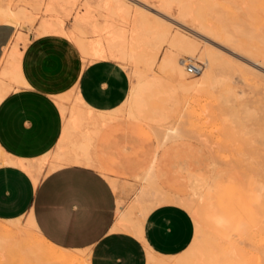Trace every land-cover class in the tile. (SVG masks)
I'll return each mask as SVG.
<instances>
[{
  "label": "crops",
  "instance_id": "1",
  "mask_svg": "<svg viewBox=\"0 0 264 264\" xmlns=\"http://www.w3.org/2000/svg\"><path fill=\"white\" fill-rule=\"evenodd\" d=\"M38 27L41 35L28 34L19 50L21 81L0 98V220L31 215L46 239L86 250L90 264H147L148 254L165 258L184 252L195 231L185 208L163 203L144 215L134 212L140 237L115 230L128 209L130 191L123 180L116 191L104 175V155L114 147L109 126L139 118L142 91L154 77L132 91L123 66L112 60L86 63L71 40L44 33L41 23ZM15 32L14 25L0 22V60ZM70 92L95 112L93 121L73 127L72 119H64L59 101ZM130 170L136 178L148 174L155 180V153ZM201 186L191 180L187 195L171 194L188 196Z\"/></svg>",
  "mask_w": 264,
  "mask_h": 264
},
{
  "label": "bare ground",
  "instance_id": "2",
  "mask_svg": "<svg viewBox=\"0 0 264 264\" xmlns=\"http://www.w3.org/2000/svg\"><path fill=\"white\" fill-rule=\"evenodd\" d=\"M32 1H27L26 5L22 3L24 6L21 4L22 6L14 7L12 0H0V22L14 25L16 32L19 26L30 29L37 22L38 16L36 15L38 14L35 11L44 8V12H41L64 24L66 20H71L74 5L79 2V0ZM127 1L139 7V9H135L132 15L128 11V5L123 0H85L82 3V11L73 16L71 25L67 27V34L68 39L78 47L84 62L89 63L97 60L117 62L128 71L131 77L132 91L139 83L148 78L157 76L171 77L180 90L184 106L187 102L195 104L201 101L202 97H206L214 100V102L216 101L218 105H222L223 110L227 114L235 116L236 109L233 106L238 102L241 95L237 86L239 82L238 74L236 75L235 70L231 66L218 60L217 55L216 57L207 48H202L192 38L174 31L172 28L170 29L168 25L174 21L182 24V26L186 25V28H189L187 25H191L189 29L195 34L193 36H203L207 37V39L208 37H214L221 41L232 43L236 50L250 51L251 53L249 54L255 59L254 62L261 63L264 61V45L261 47L256 46V48L252 47L254 48L252 52L250 45L246 44L244 40H239L241 39L239 38L241 37L239 28H237L238 31H235L234 27V29H231L226 25L217 27L206 24L201 20L199 11L196 10L197 6L194 5V0ZM21 2H24V0ZM149 13L156 18L151 17ZM98 17L102 18V22L99 21ZM165 21L170 23L165 25ZM122 23L126 26L121 25ZM34 29L37 35H41L38 26H35ZM16 32L12 36L11 41L9 40L10 43L4 47L0 60V64L4 62V67L0 70V98H3L2 96L11 90V84H18L21 81L18 62L22 52L17 48L18 43L12 42L14 37L19 38ZM91 35L95 36L94 39H88V36ZM164 44H167L173 50L171 55L161 53V47ZM184 55L191 59L198 56L197 59L202 64V66L198 65L200 72L196 74V78L192 81H186L184 69L187 59L183 57ZM73 93L70 92L63 96L59 101V105L64 119L66 121L72 119V123L75 125L73 127H80L89 123L90 119L93 121L95 112L87 109L82 104L78 94L74 96L75 93ZM71 100H73L71 107H66L64 102ZM186 108L189 109L191 107L187 106ZM193 111L194 109L188 110V113ZM244 112L246 113L247 110H244ZM121 115L132 116V113L121 112ZM111 118L113 117H108V120ZM166 126L164 127L166 130L160 129L165 132V134L161 133L164 134L165 138L172 136L176 132V125L174 126L175 128L171 127L170 124V127ZM179 129L183 131L180 126ZM157 130H155L156 133H158ZM161 137L164 138L162 135ZM212 164L211 162V166H213ZM211 175L213 174L211 173ZM215 176L213 177L215 178ZM105 177L113 188L117 190L118 182L113 178ZM210 178L212 179V177ZM143 180L150 183L148 185H151L152 192L149 187L146 189V191L149 189L147 192L143 189V191H140L141 195H145L144 199L137 196L142 202H137L135 199L136 205L134 204L132 208L130 207L131 209L120 217L123 220L121 219L118 222L119 226L115 227V230L130 231L140 237V224L139 221L133 219L134 212H140L144 215L153 207L163 203H174L185 208L191 214L195 226L193 240L184 252L165 258L148 254L147 264H258L260 256L256 257V254L254 255L251 250L240 247L238 244L240 239H237V241L233 238L234 235H238L241 240H244L243 243L254 244L258 242L253 235V226L254 222L259 219L253 220L256 214L251 219L255 209V202L252 205L249 203L250 200L248 201V204L254 209L249 207L248 204L245 207V204L241 208L234 206L229 214L226 215H211L204 209V201L206 203L210 193L215 191V184L210 182L212 180H208L201 187H193L192 193L184 197L168 193L156 184L154 185L155 180L151 175H145ZM217 181L219 183L220 179ZM144 200L146 201L145 204L143 203ZM257 210L260 211L259 208ZM206 218L210 219L209 225L204 222ZM18 219L0 220V254L7 255L8 259H13V261L18 259L23 263L39 262L40 264H84L88 261L86 250L64 248L46 239L37 230L31 215H28L26 227L17 222ZM255 223L257 224V222ZM261 253L263 258L264 252ZM88 264H90L89 261Z\"/></svg>",
  "mask_w": 264,
  "mask_h": 264
},
{
  "label": "rangeland",
  "instance_id": "3",
  "mask_svg": "<svg viewBox=\"0 0 264 264\" xmlns=\"http://www.w3.org/2000/svg\"><path fill=\"white\" fill-rule=\"evenodd\" d=\"M21 1L12 0V5L14 7L22 6L32 0H24L25 3ZM84 1L79 0L74 5L71 20L75 14L81 13ZM123 1L128 5V11L131 15L135 9H139L134 3H129L127 0ZM194 2L201 20L206 24L217 27L226 25L228 28H235V31L239 28L241 30L239 31L241 36L239 38L241 39L238 38L240 41L244 40L251 48L264 45V0H194ZM41 11L44 12V8L35 11L38 14L36 15L38 16L37 22L30 29L19 26L16 32L19 38L14 37L12 39V42L18 43L17 48L19 50L21 47L25 48L28 42V34H37L34 27L38 26L39 23H41L44 33L58 34L68 38L67 27L71 25V20L68 19L62 24ZM149 15L156 18L150 13ZM98 19L102 22V18L98 17ZM169 23L165 21V25ZM168 26L170 29L172 28V30L192 38L202 48H207L209 52L218 56H216L218 60L231 66L236 75L238 74L237 86L241 95L236 102L237 104L235 103L236 105L233 106L236 109L235 116L227 114L222 105H218L216 101L206 97H202L201 101L195 104L187 102L184 106L178 86L171 77H154L142 91L143 104L139 108V118L116 120L109 126L108 129L111 130L110 143L114 147L110 150L111 153L104 155L106 166H108L104 175L118 181V190H120L121 182H125L129 186L130 199L127 202V212L135 203L141 201L142 198L144 199L145 195H141L140 191L151 190V185H148L149 182L145 181V183L143 179L136 178L130 170V167L146 161L149 152H154L156 156L157 177L154 185L156 184L162 190L170 193L181 196L187 195L191 180L200 185H205L218 173V177L215 176L214 178L217 179L210 182L216 185L217 180L220 179V181L216 186L214 185L215 191L214 193L211 192L210 196L208 195L206 203L204 201V209L211 215H226L234 206L241 208L245 204V207L248 206L249 200L252 205L255 202V209L251 205L249 207L255 210H253L254 213L252 212L251 219L256 214L255 217L257 218L254 217L253 220L259 219L260 222L255 221L257 224L254 222L253 226V235L258 242L254 244L243 243L244 240H241L238 235L232 236L235 240L240 239L237 240L240 247L251 250L254 255L256 254V257L260 256L258 264L259 262L264 264V257H261V252H264V61L261 63L254 62L255 59L249 54L250 51L236 50L232 43L214 37L207 39V37L196 36L198 37L196 38L189 29L191 25H187L189 28H186V25L184 27L174 21ZM21 37L23 38L21 39ZM94 37L91 35L88 36V39H94ZM253 50L254 48H252V52ZM161 53L171 55L173 50L164 44L161 47ZM183 57L187 60L191 59L186 55ZM197 57L191 60L202 66ZM250 60L251 62H249ZM2 63L0 64L1 69L4 67V62ZM185 73L186 81H192L196 78V75L189 74L186 70ZM187 106L191 108L188 109ZM192 109L194 111L188 113V110ZM244 110L247 112L245 113ZM169 124L171 127L176 125V132L165 138L163 131L166 128L164 127L166 125V127H170ZM178 125L183 131L179 129ZM179 131L181 132L179 133ZM162 132L164 134H161ZM211 162L213 166H211ZM148 187L149 189L146 191ZM148 193L150 194V192ZM137 196L141 199L139 200ZM143 203L145 204L146 201L144 200ZM258 208L260 211L257 210ZM27 219L28 217L19 218L16 221L26 227ZM204 222L209 225L210 219L206 218ZM240 226L242 227L241 223ZM8 258L7 255L0 254V264L23 263L18 259L13 261V259ZM23 264L40 263L25 262ZM84 264H88V261Z\"/></svg>",
  "mask_w": 264,
  "mask_h": 264
},
{
  "label": "built area",
  "instance_id": "4",
  "mask_svg": "<svg viewBox=\"0 0 264 264\" xmlns=\"http://www.w3.org/2000/svg\"><path fill=\"white\" fill-rule=\"evenodd\" d=\"M185 70L189 74L196 75L200 72V67L195 64L191 59L186 61Z\"/></svg>",
  "mask_w": 264,
  "mask_h": 264
}]
</instances>
